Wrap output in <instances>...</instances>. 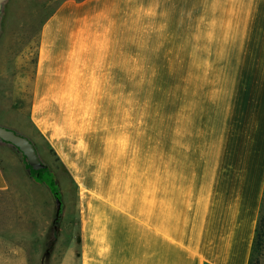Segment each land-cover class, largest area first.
<instances>
[{
	"label": "crops",
	"instance_id": "crops-1",
	"mask_svg": "<svg viewBox=\"0 0 264 264\" xmlns=\"http://www.w3.org/2000/svg\"><path fill=\"white\" fill-rule=\"evenodd\" d=\"M36 36L29 68L0 49V111L6 89H30L22 122L68 169L87 153L79 264H250L264 192V0H63ZM138 87L175 100L161 116H129L123 144L119 125L110 147L102 130L76 128L98 116L66 114L89 90ZM19 122L0 116L29 139ZM74 133L96 147L85 139L78 151ZM15 161L28 173L0 139V264H30L18 249L9 260L21 239L3 203Z\"/></svg>",
	"mask_w": 264,
	"mask_h": 264
},
{
	"label": "rangeland",
	"instance_id": "rangeland-1",
	"mask_svg": "<svg viewBox=\"0 0 264 264\" xmlns=\"http://www.w3.org/2000/svg\"><path fill=\"white\" fill-rule=\"evenodd\" d=\"M61 1L63 0L3 2L0 12V49L5 48L11 56L21 55L18 59L21 69L22 65L27 68L32 66L39 25L54 12ZM137 84L143 85L144 82L138 81ZM10 92L11 89H6L3 93L4 103L0 116H17L20 119L16 130L27 134L34 143L43 167L34 169L33 173H26L16 161L14 162L13 182L5 191L7 195L3 197L6 200L3 203H7L10 230L15 226L17 229L15 235L20 236L21 239L20 242L9 247V260L10 262L16 260L12 253L18 249L20 252L24 251L30 264H79V226L83 190L80 177L81 173L86 174L92 169V164L88 162V158L81 159L83 152L75 151L77 153L74 152L73 155L76 156L77 166L73 169L66 168L47 138L34 131L28 122H22L21 116H29L31 113V90H18L16 97L10 96ZM175 94V90L167 88L163 90L159 87L89 90V104L66 106V114L72 109L73 113L82 116H98V120L76 122V128L99 129V132L102 130L101 134L104 132V136L100 139L111 147L113 134H116L118 125L122 135H125L121 137L123 144V141L128 139L129 116H161L164 103L165 111L170 110ZM74 117L72 116L73 119ZM66 121L67 124L73 123L75 126V121H70L69 116H66ZM137 127L139 128V123ZM76 135L74 133L72 143L78 151L86 145L85 139L93 142L92 146L96 147V137L87 135L86 138H82ZM83 155L87 157L86 152ZM55 197L61 200V211L56 228L53 224ZM18 229L20 232H17ZM11 235L14 234L10 233ZM250 264H264V236L255 243Z\"/></svg>",
	"mask_w": 264,
	"mask_h": 264
},
{
	"label": "water",
	"instance_id": "water-1",
	"mask_svg": "<svg viewBox=\"0 0 264 264\" xmlns=\"http://www.w3.org/2000/svg\"><path fill=\"white\" fill-rule=\"evenodd\" d=\"M4 1L5 0H0V12L2 10V4ZM0 139L16 146L18 150H20L21 153L25 156L31 168L38 169L43 167V163L41 162L33 143L27 137L17 133L10 128L0 126ZM27 172H30V168L27 169ZM55 201L56 208L53 219L54 228L57 227V222L61 211V200L58 197H55Z\"/></svg>",
	"mask_w": 264,
	"mask_h": 264
},
{
	"label": "trees",
	"instance_id": "trees-1",
	"mask_svg": "<svg viewBox=\"0 0 264 264\" xmlns=\"http://www.w3.org/2000/svg\"><path fill=\"white\" fill-rule=\"evenodd\" d=\"M26 166L28 168H30V172L33 173L34 169L31 168L28 163H26ZM263 209H264V192H263V196H262V200H261L260 214H259V217H258V222H257L256 230H255L254 242H253L252 250L254 248L255 243L260 241V239H262L263 236H264V219H263L264 215H262ZM251 254H252V252H251ZM250 260H251V258H250Z\"/></svg>",
	"mask_w": 264,
	"mask_h": 264
}]
</instances>
